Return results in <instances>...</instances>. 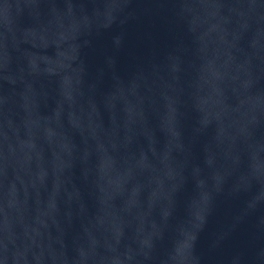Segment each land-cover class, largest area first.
Listing matches in <instances>:
<instances>
[{
  "label": "water",
  "instance_id": "water-1",
  "mask_svg": "<svg viewBox=\"0 0 264 264\" xmlns=\"http://www.w3.org/2000/svg\"><path fill=\"white\" fill-rule=\"evenodd\" d=\"M0 264H264V0H0Z\"/></svg>",
  "mask_w": 264,
  "mask_h": 264
}]
</instances>
